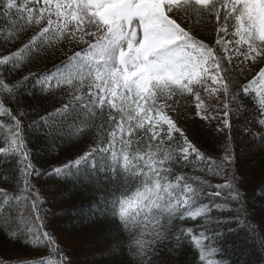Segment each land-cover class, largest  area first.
I'll list each match as a JSON object with an SVG mask.
<instances>
[{
  "label": "snow or ice",
  "instance_id": "obj_1",
  "mask_svg": "<svg viewBox=\"0 0 264 264\" xmlns=\"http://www.w3.org/2000/svg\"><path fill=\"white\" fill-rule=\"evenodd\" d=\"M30 97L50 101L38 119ZM192 123L219 148L190 138ZM36 132L72 151L38 168ZM254 148L264 153V0H0V244L44 253L0 264H74L49 227L45 177L95 194L129 264L186 245L191 264H231L223 229L264 227L247 224L237 174Z\"/></svg>",
  "mask_w": 264,
  "mask_h": 264
},
{
  "label": "trees",
  "instance_id": "obj_2",
  "mask_svg": "<svg viewBox=\"0 0 264 264\" xmlns=\"http://www.w3.org/2000/svg\"><path fill=\"white\" fill-rule=\"evenodd\" d=\"M25 103L31 105L28 111L32 117L38 119L36 113L43 112L50 101L30 97ZM186 127H190V138L194 137L195 141L205 144L210 150L219 148L214 135H210L199 123ZM29 148L32 150L33 163L42 170H50L53 164L64 161L72 151L68 146H61L53 151L39 132L30 134ZM237 174L241 177V191L248 201L247 224L258 227L264 218V199L258 195L264 182V153L258 148L248 152L242 159ZM44 179L48 183L37 184V187L47 201L46 207L56 213L55 218H50L49 227L54 230L58 243L72 257L74 264H129L127 252L113 248L116 230L110 217L94 214L92 205L95 194L82 184H73L71 181L58 184L49 177ZM228 228L231 230L223 229L221 239L225 259L231 264H264V227L253 233L249 227L233 220ZM43 254L22 252L15 246L0 244V257L5 259H14L17 255L35 258ZM193 259V251L187 245L171 253L164 250L160 255L161 264H191Z\"/></svg>",
  "mask_w": 264,
  "mask_h": 264
}]
</instances>
